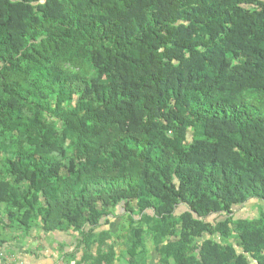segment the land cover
<instances>
[{"label":"trees","instance_id":"1","mask_svg":"<svg viewBox=\"0 0 264 264\" xmlns=\"http://www.w3.org/2000/svg\"><path fill=\"white\" fill-rule=\"evenodd\" d=\"M36 106L49 123L24 115ZM250 198L264 200L263 0H0V244L38 220L89 236L95 204L123 200L165 235L183 203L174 264H249L210 241L183 251L199 218ZM239 238L264 264V222Z\"/></svg>","mask_w":264,"mask_h":264},{"label":"rangeland","instance_id":"2","mask_svg":"<svg viewBox=\"0 0 264 264\" xmlns=\"http://www.w3.org/2000/svg\"><path fill=\"white\" fill-rule=\"evenodd\" d=\"M68 111L77 120L78 109L75 103L68 107ZM24 115L32 122L49 123L51 121L49 115L39 106L29 108ZM18 123L22 130H25L29 124L27 120H19ZM26 133L27 131L24 132ZM49 138L53 143L51 132H47L39 144L42 145L44 139ZM188 138L190 139V136ZM24 140L26 141V138ZM31 141H34L33 138L28 140V142ZM72 145L69 143L65 147L67 162L71 157L76 159L82 157L79 149ZM24 185L27 186V183ZM94 210L96 213H92L91 216L97 223V227L89 236H84L83 233L90 231V225L74 229L73 226L65 223L62 229L51 231L45 230L42 227V221L39 220L32 221L27 232L14 228L5 229L1 232L6 240L0 244V264L9 263L11 251L50 256L60 264H97L99 259L102 264H130V261L133 264L134 262L141 264L142 259L136 260L133 257L134 252L144 254V264H174L170 257L179 247L180 216L187 210L185 204L179 203L176 206L173 213L176 218L174 226L165 235L153 233L148 229L149 222H146L144 218L152 216V206L142 208L136 201L123 200L116 206L98 202ZM199 220L206 222L209 229L192 239L188 248L183 251L184 256L198 257L202 243L210 241L221 248L232 247L236 254L245 256L249 264H257L253 256L244 251L239 236L243 230L255 228L260 222H264V200L250 198L244 203L233 205L229 212L215 213ZM136 227L143 228V242L133 248L131 232ZM12 236L15 238L11 240Z\"/></svg>","mask_w":264,"mask_h":264},{"label":"crops","instance_id":"3","mask_svg":"<svg viewBox=\"0 0 264 264\" xmlns=\"http://www.w3.org/2000/svg\"><path fill=\"white\" fill-rule=\"evenodd\" d=\"M11 254L12 256L8 264H60V262H55L50 256L30 255L17 251H11Z\"/></svg>","mask_w":264,"mask_h":264}]
</instances>
